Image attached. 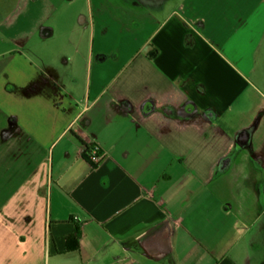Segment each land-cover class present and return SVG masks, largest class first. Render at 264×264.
<instances>
[{
  "label": "crops",
  "instance_id": "crops-1",
  "mask_svg": "<svg viewBox=\"0 0 264 264\" xmlns=\"http://www.w3.org/2000/svg\"><path fill=\"white\" fill-rule=\"evenodd\" d=\"M263 232L264 0H0V264H264Z\"/></svg>",
  "mask_w": 264,
  "mask_h": 264
},
{
  "label": "built area",
  "instance_id": "built-area-1",
  "mask_svg": "<svg viewBox=\"0 0 264 264\" xmlns=\"http://www.w3.org/2000/svg\"><path fill=\"white\" fill-rule=\"evenodd\" d=\"M89 158L93 164H98L102 160L103 155L99 154L98 148L96 147L91 151Z\"/></svg>",
  "mask_w": 264,
  "mask_h": 264
},
{
  "label": "rangeland",
  "instance_id": "rangeland-1",
  "mask_svg": "<svg viewBox=\"0 0 264 264\" xmlns=\"http://www.w3.org/2000/svg\"><path fill=\"white\" fill-rule=\"evenodd\" d=\"M261 236H262V240H263V243H262V246H261V249H262V248H264V232L262 233ZM263 251H264V249H263Z\"/></svg>",
  "mask_w": 264,
  "mask_h": 264
}]
</instances>
